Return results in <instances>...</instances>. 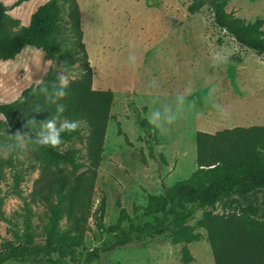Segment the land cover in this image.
<instances>
[{
    "label": "rangeland",
    "instance_id": "obj_1",
    "mask_svg": "<svg viewBox=\"0 0 264 264\" xmlns=\"http://www.w3.org/2000/svg\"><path fill=\"white\" fill-rule=\"evenodd\" d=\"M0 1L9 7V15L19 17L18 28L28 25L31 14L47 0H27L19 6H12L15 0ZM77 2L91 88L113 95L84 223L83 252L112 241L99 222L104 227L114 224L123 210L122 227L142 223L150 195H160L163 186L190 176L196 168L197 131L264 126V56L218 29L207 8L190 14L189 0ZM226 10L247 22L261 18L264 28V0H228ZM71 69L64 71L61 61L25 46L12 60H0V103L17 100L24 88L41 83L47 71L78 78L81 62L75 61ZM142 118L157 131L142 128ZM25 145L17 134L14 149L10 133L0 125V158L8 159L0 161V212L21 226L19 213L26 202L35 241L41 242L46 208L34 197L39 168ZM68 146L80 149L81 172L87 164L84 142L73 139L62 148ZM262 199L261 192L250 197L255 203ZM226 211L218 206L214 213ZM201 216L197 210L185 224L195 239L175 242L170 235L146 236L101 253L91 264H214ZM66 221L64 217L60 222L62 228ZM12 239L11 226L0 218V243Z\"/></svg>",
    "mask_w": 264,
    "mask_h": 264
},
{
    "label": "trees",
    "instance_id": "obj_2",
    "mask_svg": "<svg viewBox=\"0 0 264 264\" xmlns=\"http://www.w3.org/2000/svg\"><path fill=\"white\" fill-rule=\"evenodd\" d=\"M27 0H15L19 6ZM228 0H189L190 14L207 8L213 24L225 31L240 46L264 56L263 19L247 22L226 10ZM9 7L0 1V60H12L25 46L35 47L50 59L61 61L70 71L81 62V74L70 80L67 94L56 98L58 73L47 71L43 81L30 84L20 97L0 103L2 130L10 133V145L17 147V134L26 142L25 151L37 163L39 176L34 197L46 208L43 241H35L31 209L24 203L21 226L0 212V218L11 226L12 240L0 243V264H91L101 253L109 252L146 236L170 235L175 242L195 239L186 221L201 211L214 264H264V126L235 127L195 134L196 168L188 178L163 186L160 195H150L142 223L122 227L124 211L114 224L100 228L112 234V241L101 248L82 252L84 223L91 206V191L101 161L103 142L112 102L110 90L91 88L92 70L82 42L81 15L77 0H47L31 14L28 25L8 14ZM67 68V70H66ZM46 89V90H44ZM65 105L61 119L79 120L72 133H61L58 146H42L41 122L56 116L57 106ZM146 131L156 127L146 119L139 120ZM87 131L83 136L81 132ZM84 142L86 168L79 159L80 149L65 142ZM11 160V158H10ZM0 161L7 162L8 159ZM263 193L259 203L250 200ZM246 200L243 204L235 197ZM221 206L223 214L214 213ZM98 210H96L97 212ZM66 217V227L60 222ZM186 260L187 249H183Z\"/></svg>",
    "mask_w": 264,
    "mask_h": 264
},
{
    "label": "clouds",
    "instance_id": "obj_3",
    "mask_svg": "<svg viewBox=\"0 0 264 264\" xmlns=\"http://www.w3.org/2000/svg\"><path fill=\"white\" fill-rule=\"evenodd\" d=\"M67 70V68H66ZM70 80L67 75H60L57 78V87L53 90L56 98H63L67 92ZM46 90V89H44ZM57 115L52 116L41 122V127L44 130L39 137L38 143L42 146H58L62 143L61 133L75 132L79 127V120L63 118L59 114L65 112V105L59 104L56 109ZM158 115V113L156 114Z\"/></svg>",
    "mask_w": 264,
    "mask_h": 264
},
{
    "label": "crops",
    "instance_id": "obj_4",
    "mask_svg": "<svg viewBox=\"0 0 264 264\" xmlns=\"http://www.w3.org/2000/svg\"><path fill=\"white\" fill-rule=\"evenodd\" d=\"M13 18H16V19H18V20H19V17H13Z\"/></svg>",
    "mask_w": 264,
    "mask_h": 264
}]
</instances>
